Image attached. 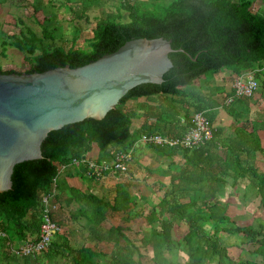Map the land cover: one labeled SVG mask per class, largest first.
Instances as JSON below:
<instances>
[{"label": "trees", "instance_id": "16d2710c", "mask_svg": "<svg viewBox=\"0 0 264 264\" xmlns=\"http://www.w3.org/2000/svg\"><path fill=\"white\" fill-rule=\"evenodd\" d=\"M42 1L38 0L37 6H34L35 12L42 7ZM52 1L47 0V3ZM256 1L170 0L166 3L158 1L150 9H144L135 1L119 0L118 11L126 12L128 20L123 22L121 14L117 13L94 22L92 36L86 42L87 49L77 43L80 35L78 28L74 29L70 40L62 41L60 45L56 44L57 40H62L58 27H42L38 35L23 25L17 34L7 35L6 41L1 43V55L8 46L13 47L23 53L24 59L30 63L24 71L0 66V74L42 73L57 67L83 66L113 53L127 41L140 38L170 40L173 51L168 55L172 67L163 75L161 84H142L132 88L101 120L89 118L49 132L41 145V159L14 166L11 189L0 193V232L5 233L4 240L11 243L37 238L41 224L40 198L51 188L52 180L61 166L73 160L85 166V156L91 152L93 145L101 152L111 146H126L135 117V113L126 108L129 100L158 94L179 98L184 109L181 118L178 113L170 112L167 114L171 119L166 122L167 128L160 127L164 122L160 117H156L155 125L142 127L143 133L158 132L169 136H180L191 126V109L194 113H208L218 107L219 103L213 98L223 95L222 89L210 88L203 93L190 91L189 88L196 81L209 74H217L224 68L240 75L242 71L264 62V8L254 11ZM259 1L264 5V0ZM5 2L7 0H0V4ZM92 2L63 0V6L69 11L66 20L70 24L80 20L89 23L87 12ZM254 77L258 81L259 75L254 74ZM261 85L264 91V79ZM186 99H191V102ZM224 109L227 114H232L227 107ZM180 122L184 124L179 125ZM214 136L213 132L210 140L195 149L148 145L158 153L181 151L184 160L183 166L175 170V175L171 177V183L177 181L176 187L166 192L158 203L160 212L170 215L172 220H160L155 211L146 217L148 222L158 223V228L151 229L149 236L142 239V245L151 250L154 264H179L168 261L164 252L177 248L180 241L188 249V262L183 264H206L213 259V264H224L223 260L226 259L232 264H264V221L261 220L264 215V174L258 173L241 158L243 154L259 151L260 146L228 140L226 145L220 146L221 154H215L212 150L217 149L218 145ZM88 170L91 178H97L92 170ZM229 177L237 182L250 179L254 183L259 197L253 213L255 227L238 226L227 214L229 202L220 192ZM82 199L89 207V211L82 214L93 226L100 225L109 213L127 212L132 202L125 185L121 183L115 185L111 202L92 194ZM128 219L129 216L125 220ZM177 220L186 225L181 235ZM206 221L213 225L211 236L206 235L202 227ZM229 223L231 226L224 225ZM222 236L246 239L248 244L254 246L253 254L259 256L261 262L231 260ZM86 251L90 256L102 254L90 249ZM128 253L131 254L132 249ZM56 256L62 254L56 240H52L43 253L19 260H22V264H51ZM74 264L83 263L74 260ZM110 264L133 263L127 257L111 260Z\"/></svg>", "mask_w": 264, "mask_h": 264}, {"label": "crops", "instance_id": "0c3cea01", "mask_svg": "<svg viewBox=\"0 0 264 264\" xmlns=\"http://www.w3.org/2000/svg\"><path fill=\"white\" fill-rule=\"evenodd\" d=\"M263 8L264 5L262 6V9ZM249 73L259 75L257 81L258 88L252 97L234 100L231 105L227 107L231 110V115L227 114L222 102H224L226 98L225 96H230L228 93L229 91H232L231 83L238 75L234 74L231 70H228L224 75L221 74V72H218L214 79H212L215 85H223L220 87L223 88L222 90L225 94L217 95L215 97V101L219 103V106L207 113L209 116V124L215 135L214 139L218 145L217 149H213L212 151L215 154H221L220 146L226 145L228 140L246 142L248 145L253 146L258 145L260 146L259 151L252 152L249 155L243 154L241 158L248 164L252 165L258 173L264 174V91L261 85L264 79V62L255 64L252 68L242 71L240 75ZM216 77L220 78L219 81L221 83H216ZM204 82L206 81L200 80V85L194 86L193 88L196 89L199 87L205 91L210 88H218V86H214L213 82ZM205 87L206 89H204ZM177 100H179V98H172L170 95L166 94H158L150 98L140 97L135 100H129L126 103V108L135 113L132 128L137 134L136 142H133L131 146H111L105 152L99 151L96 145H93L91 152L85 156V166H81L79 163H70L61 166L56 180L57 210L53 214V220L57 224L59 231L54 234L53 240H56L57 247L62 256L54 257L51 264H74V260L82 261L83 264H96L105 256V253L98 248L100 244L108 243L112 246V249H114V246H121V242L115 233L117 230L118 232L122 231L119 227V223L116 225L111 223V225L106 228L103 226L105 223L109 224V215L112 214H120L121 220L125 223L132 220V215H134V203L136 201V196L133 190V179L131 178L133 175L140 173L143 170L147 173L145 174V177L148 178V180L160 183L161 185H166L165 187H176L177 181H175L174 184L171 183V177L175 175V170H178L183 166L184 160L182 152L168 151L167 153H158L149 146L143 144L140 141V135L143 133L142 127L144 125L150 124L153 126L156 124V117H160V120H164L165 122L160 124V127L167 128L168 123L166 122L171 120L167 114L170 113L171 110L173 113H178L181 118L183 114L181 111L179 112V108H182V105L179 102L176 103L175 101ZM171 101H174L172 105L169 104ZM186 101L191 102V99H186ZM163 110H165L166 113ZM124 151H130L132 154V159L128 165L126 173L113 174L115 179L114 182L109 176L112 173L109 172L106 173L109 177H105L106 175H104L106 178L104 181L103 179L91 178V175L88 172V167L85 164L87 161H93L98 164L102 162L111 163L117 152ZM108 183L114 186L111 191V199L108 198L107 194H104ZM117 183L125 185L129 196L132 199L130 209L127 212H114L107 214L105 220L97 226L88 223L82 212H88L89 207H87L82 197L92 194L99 199L111 202L115 195V185ZM227 186L235 191L233 192L234 194L238 193L237 190L239 187H242V199L258 198L254 183L250 182V179L237 182L234 181L232 177H229L226 178L225 184L220 192V195L228 200L229 205L230 202L234 201V198L231 196L232 193L225 194V192H227ZM247 188L250 191L247 190ZM161 198L160 201L162 200ZM128 216L130 219L125 220ZM206 222L208 224L211 223L208 221ZM120 237L124 238L127 244L126 246L130 250L134 247L123 234ZM19 243V241L14 240L10 244L17 245ZM89 249L95 253L100 252L102 254L90 256L86 251ZM67 252H69V254H67ZM111 254L110 263L111 260L114 259L121 260L114 251ZM0 264H22V260H17L13 257L8 242L4 239H0Z\"/></svg>", "mask_w": 264, "mask_h": 264}, {"label": "water", "instance_id": "95a60500", "mask_svg": "<svg viewBox=\"0 0 264 264\" xmlns=\"http://www.w3.org/2000/svg\"><path fill=\"white\" fill-rule=\"evenodd\" d=\"M172 51L170 40L140 38L83 66L0 74V193L11 189L15 165L42 158L49 132L101 120L132 88L161 84Z\"/></svg>", "mask_w": 264, "mask_h": 264}, {"label": "rangeland", "instance_id": "374dc122", "mask_svg": "<svg viewBox=\"0 0 264 264\" xmlns=\"http://www.w3.org/2000/svg\"><path fill=\"white\" fill-rule=\"evenodd\" d=\"M81 1V0H78ZM86 1V0H84ZM135 1L144 9H150L153 4L158 3V1L166 3L170 0H130ZM38 0H7V2L0 4V66H8L13 67L15 69L24 71L29 67L30 61H26L24 59V54L21 53L19 50L13 47H7L4 55H1V43L6 41L7 35L17 34L20 28L24 26L29 27L32 29L36 34H40L42 27H58L62 34V40H57L56 44L60 45L62 41L70 40L73 37L74 29L78 28L80 35L78 38L77 43L87 49V40L92 36V27L94 22L98 20L105 19L109 14H121V20L126 22L128 20L126 12H119V0H93V2L89 6V10L87 12L90 20L89 23H86L85 20L74 21V23L70 24L66 19L69 16V11L66 6H63V0H53L51 3H47V0L42 1V7L39 8L38 11H34V6H37L36 3ZM83 2V1H82ZM263 3L257 0L253 5V10L262 9ZM261 7V8H260ZM155 11V10H152ZM157 11V10H156ZM155 11V12H156ZM22 21L23 24L20 22ZM22 24V25H21ZM24 25V26H23ZM229 69H222L219 71L221 74L227 73ZM218 74V73H217ZM217 74H209L204 77V81L206 82H213L214 86H223L222 84L215 85L214 79L215 75ZM220 78H215L216 83H221L219 81ZM204 82V83H206ZM231 83V82H229ZM232 84V83H231ZM200 85V81H196L195 84L189 88L190 91H202L203 93L206 92L203 89L197 87L196 89L193 88L194 86ZM206 89V87L204 88ZM232 90V85H231ZM231 95V91H229ZM214 96V100L215 97ZM219 96V95H218ZM225 101V100H224ZM176 103L179 100L175 101ZM168 103V101H167ZM165 103V104H167ZM224 107H228L222 102ZM172 105L171 102H169ZM183 108H179V112L181 111L183 114ZM165 113L166 111L163 110ZM172 112V110L170 111ZM193 111H189V116H193ZM204 116L207 118L209 117L207 113H203ZM184 124V122H180L179 125ZM137 134L131 129V137L126 145H129L133 142H136ZM148 146V145H147ZM147 174L145 171L137 173L133 175L131 178L133 179V190L135 193V203H134V211L132 215V220L130 222H123L121 220L120 214H112L109 215V224L105 223L103 227H108L113 224H118L121 228V232L118 230L115 232L117 238L121 242V246H112L108 243L100 244L98 246L99 250L105 253V256L102 257L99 262L96 264H110V257L111 253H114L118 256V258L126 259L127 257L130 258V261L133 264H136L138 261L139 264H154L151 260V250L146 249L142 245V239L147 238L151 229L157 228V222H148L146 217H148L151 211H155L157 216L160 220L169 221L172 220V217L168 214H162L160 212V208L158 207V203L160 202V198H163V195L166 192H169L171 189L170 186L165 187L166 185H161L160 183L152 182V180H148L145 177ZM112 175V176H111ZM109 175L113 182L115 181L113 174ZM115 175V174H114ZM105 176V177H109ZM96 178V179H106V178ZM125 179V178H124ZM107 188L105 190V195L107 194L108 198L111 199V191L114 187L113 185L107 184ZM111 186V187H110ZM110 187V188H109ZM242 187H239L237 190L238 193L234 194V190L231 187L227 186V192L232 193L231 196L234 198V201L230 202V205L227 209V214L234 221L238 226H253L255 227L256 223L253 219V213L258 205V198L256 199H249L241 198V194L243 192ZM225 190V188H224ZM240 190V192H239ZM247 190H249L247 188ZM250 191V190H249ZM109 193V195H108ZM250 197V196H249ZM161 198V199H162ZM261 218L264 221V215ZM178 221V220H177ZM179 230L178 233L181 235L184 233L186 229V225L182 222H179ZM106 225V226H105ZM225 226H231V224H224ZM202 227L205 229L206 235L211 236L213 233V225L211 223L203 222ZM120 233V234H119ZM124 235L127 240L131 243L132 246V253L129 254L128 251L130 250L126 245V241L124 238H121V235ZM223 243L227 247L229 255L231 256V260H253L257 262H261V258L255 254H253L254 246L252 244H248L247 240L244 238L234 237V236H222ZM195 243V242H194ZM193 243V244H194ZM112 249V250H111ZM131 251V250H130ZM164 256L168 261L172 263H179L183 264L188 262V249L187 246L180 241L178 243V247L172 249L170 252H164ZM215 260H211V263L206 264H213ZM224 264H232L229 260H223ZM65 264V263H64Z\"/></svg>", "mask_w": 264, "mask_h": 264}, {"label": "built area", "instance_id": "2783aa9c", "mask_svg": "<svg viewBox=\"0 0 264 264\" xmlns=\"http://www.w3.org/2000/svg\"><path fill=\"white\" fill-rule=\"evenodd\" d=\"M257 88L258 84L254 77V73L238 75L232 82V93L225 99L224 104L229 106L236 99L250 98L253 96ZM212 137L213 130L207 118L203 113H194L191 119V126L180 136L162 135L158 132H145L140 135V141L145 145L167 147L169 149L175 147L195 149L203 142L210 140ZM131 159V152L126 151L117 152L111 163L102 162L98 164L93 161H87L86 164L88 168L93 171L95 177L103 178L105 172L112 174L126 173ZM72 163L78 164L76 160H73ZM59 170L52 180L51 188L40 198V204L42 207L41 224L37 238L35 240L27 239L17 245L8 242L11 254L18 259L27 256H34L46 251L53 240L54 234L59 231L57 224L53 220V214L57 210L56 180ZM0 239H6L5 233L0 232Z\"/></svg>", "mask_w": 264, "mask_h": 264}]
</instances>
